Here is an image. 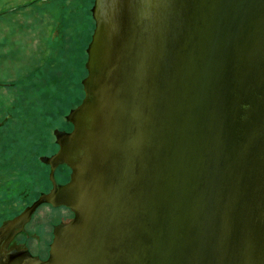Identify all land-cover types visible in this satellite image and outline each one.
Masks as SVG:
<instances>
[{
	"label": "water",
	"instance_id": "95a60500",
	"mask_svg": "<svg viewBox=\"0 0 264 264\" xmlns=\"http://www.w3.org/2000/svg\"><path fill=\"white\" fill-rule=\"evenodd\" d=\"M82 84L0 264H264V0H87Z\"/></svg>",
	"mask_w": 264,
	"mask_h": 264
},
{
	"label": "rangeland",
	"instance_id": "374dc122",
	"mask_svg": "<svg viewBox=\"0 0 264 264\" xmlns=\"http://www.w3.org/2000/svg\"><path fill=\"white\" fill-rule=\"evenodd\" d=\"M40 1L0 0V222L21 170L32 174L83 95L87 0H64L58 63L47 57L53 22Z\"/></svg>",
	"mask_w": 264,
	"mask_h": 264
},
{
	"label": "flooded vegetation",
	"instance_id": "af4514ba",
	"mask_svg": "<svg viewBox=\"0 0 264 264\" xmlns=\"http://www.w3.org/2000/svg\"><path fill=\"white\" fill-rule=\"evenodd\" d=\"M56 138V137H55ZM56 142L57 141H54V146L56 147ZM56 153V151H54V153L53 154H55ZM0 160L1 161H4V158H0ZM39 160H40V158H39ZM3 163L2 162H0V165H2ZM49 168V167H48ZM49 171H50V168H49ZM69 173H71L70 172V170H69ZM49 180V179H48ZM49 183H50V187L47 189V191H45V192H43L44 194H47V193H49L50 192V190L52 189V185H51V182H50V180H49ZM58 185V184H57ZM61 185H65V184H61ZM58 186H60V185H58ZM42 194V192H38V194H37V198L40 196ZM37 198H34L33 200H31V201H29V203H28V205L27 206H25L20 212H18V213H16L15 215H13V216H11L10 218L8 217V221H10V220H12L13 218H15V217H17L18 215H20L21 213H22V211L26 208V207H28V206H30L35 200H37ZM20 199H22V200H24L22 197L20 198ZM20 199H17V200H20ZM46 206H49V208H55V207H52L51 205H46ZM37 211V210H36ZM35 211V212H36ZM35 212H34V214H35ZM33 214V215H34ZM33 215L31 216V218H30V220L32 219V217H33ZM72 215H73V212H72ZM30 220L23 226V228H22V230L20 231V233H16L17 231H18V229L19 228H16L15 230H14V236H13V238L11 239V240H9V243H8V245H7V248H6V250H4V254H8V253H11V252H20V251H22L24 248L22 247V246H24V241H22V242H18L17 243V241H16V239H17V237H19V236H23V234H24V232H25V229H26V226L29 224V222H30ZM72 220H73V218H72ZM8 221H6V222H4V223H0V229H3L5 226H6V224H7V222ZM1 231H0V248L1 247H3V245L6 243V240L8 239V237L9 236H6V237H1ZM18 245V246H17ZM20 245V246H19ZM49 247V246H48ZM48 258V254H47V257L45 258V259H37V260H41V261H44V260H46ZM35 259V258H34Z\"/></svg>",
	"mask_w": 264,
	"mask_h": 264
},
{
	"label": "trees",
	"instance_id": "16d2710c",
	"mask_svg": "<svg viewBox=\"0 0 264 264\" xmlns=\"http://www.w3.org/2000/svg\"><path fill=\"white\" fill-rule=\"evenodd\" d=\"M30 174L29 173H26L23 169L21 170V172H20V174L18 175V180H17V183H16V185H18V187H16L17 189H22V192H21V194H17L16 195V198H23L24 197V194H26V190H27V188H26V190L24 191V187H27L28 185H29V182H33V180L30 178V176H29ZM35 185V183L33 182V185L32 186H34ZM9 186H11L10 184H9ZM12 188L13 187H11V189H10V187L7 189V191H6V197L7 198H13L14 196V194H12V192H13V190H12ZM9 199H7L6 201H4L3 203L5 204V205H9ZM14 199V198H13ZM17 200V199H16ZM21 201H23L22 199H20Z\"/></svg>",
	"mask_w": 264,
	"mask_h": 264
}]
</instances>
